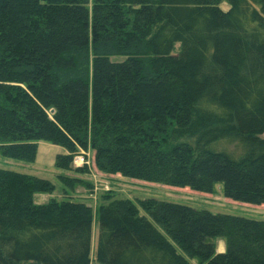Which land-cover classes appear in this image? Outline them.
<instances>
[{
    "label": "trees",
    "instance_id": "obj_1",
    "mask_svg": "<svg viewBox=\"0 0 264 264\" xmlns=\"http://www.w3.org/2000/svg\"><path fill=\"white\" fill-rule=\"evenodd\" d=\"M39 142L63 172L89 147L103 173L264 206V0H0V156ZM52 191L0 169V264H264V222L109 198L91 261V210L35 204Z\"/></svg>",
    "mask_w": 264,
    "mask_h": 264
},
{
    "label": "rangeland",
    "instance_id": "obj_2",
    "mask_svg": "<svg viewBox=\"0 0 264 264\" xmlns=\"http://www.w3.org/2000/svg\"><path fill=\"white\" fill-rule=\"evenodd\" d=\"M228 10L226 4L220 6ZM178 45L176 46V50ZM176 52V51H175ZM61 147L46 142H39L35 162L27 164L24 162L6 159L0 156V169L8 170L17 174L34 176L47 181L53 186L49 194H37L35 204L45 205L51 200L72 201L82 204L91 210L93 218L90 259L94 260L95 247L97 242V212L99 205L104 198L110 201H129L137 204L139 201L156 200L180 206L189 207L196 211H207L211 214L228 215L247 220L264 222V206H254L234 202L224 198L223 187L217 184L212 194H202L189 189H178L164 184L147 183L143 181L124 178L120 175H110L98 170L94 153L88 147L87 150H80L75 157L83 158V164L74 168H85L83 174H74L57 170L54 167V160L57 155L64 154ZM77 178L81 182H70L66 186L59 179L61 176ZM225 249L222 240L216 241V251L222 252ZM191 264H198L196 260L189 261Z\"/></svg>",
    "mask_w": 264,
    "mask_h": 264
},
{
    "label": "built area",
    "instance_id": "obj_3",
    "mask_svg": "<svg viewBox=\"0 0 264 264\" xmlns=\"http://www.w3.org/2000/svg\"><path fill=\"white\" fill-rule=\"evenodd\" d=\"M83 161L84 160L81 157H74L73 164H74L75 167H77V166L82 165L83 164Z\"/></svg>",
    "mask_w": 264,
    "mask_h": 264
},
{
    "label": "crops",
    "instance_id": "obj_4",
    "mask_svg": "<svg viewBox=\"0 0 264 264\" xmlns=\"http://www.w3.org/2000/svg\"><path fill=\"white\" fill-rule=\"evenodd\" d=\"M222 252H224V250ZM222 252H217V253H222Z\"/></svg>",
    "mask_w": 264,
    "mask_h": 264
},
{
    "label": "water",
    "instance_id": "obj_5",
    "mask_svg": "<svg viewBox=\"0 0 264 264\" xmlns=\"http://www.w3.org/2000/svg\"><path fill=\"white\" fill-rule=\"evenodd\" d=\"M53 112H51V114H52Z\"/></svg>",
    "mask_w": 264,
    "mask_h": 264
}]
</instances>
